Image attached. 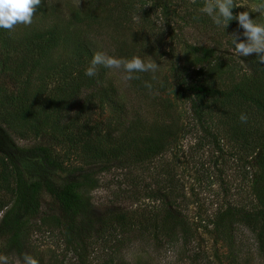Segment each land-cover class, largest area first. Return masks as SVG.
Masks as SVG:
<instances>
[{
	"label": "trees",
	"instance_id": "16d2710c",
	"mask_svg": "<svg viewBox=\"0 0 264 264\" xmlns=\"http://www.w3.org/2000/svg\"><path fill=\"white\" fill-rule=\"evenodd\" d=\"M84 1L85 4L89 2ZM93 1L90 4L111 6L115 26L132 22L134 16H139L143 24L147 22L145 11L137 7L135 0ZM145 1L160 5L166 19L165 28L170 31L167 23L170 1ZM42 9L38 6L36 11L39 13ZM51 15L53 18V12ZM85 35L81 31L62 32L53 24L41 22L25 26L14 35L0 29V72L16 83L13 91H0V188L8 193L6 202L0 198V243L3 244L0 255L14 250L21 260L25 252L32 256L29 237L34 229H56L73 264H92L96 254L94 244H117L120 242L117 234L124 230L142 231L153 240L164 238L166 242L176 237L185 242L190 237L185 218L170 200L166 205L159 200L161 204L150 211L152 213L135 216L113 210L92 217L88 195L96 185V169L109 172L115 167L126 172L127 179L132 180L131 168L142 166L169 147L172 149L185 130L176 118L167 117L147 131L142 130L141 119L135 115L127 123L122 121L120 116L125 114L114 98L116 91L103 84L106 68L97 66L95 76L85 75L96 54ZM58 48H63L65 53L52 62L50 56ZM188 49L191 59L182 64L170 60L169 71L176 97L189 103L191 119L210 141L217 158L223 155L220 134L234 147L233 157L246 171V183L255 204L246 211L224 200L209 218L195 226L211 238L212 256L221 264L219 247L226 249L229 260L234 256L231 231L235 222L254 233L259 225L261 228L254 240L257 250L264 251V125L258 123V120L264 121V64L258 63L249 75H242L228 90H220L204 80L196 81L218 66L213 50L195 46ZM195 99L231 102L234 108L228 115L223 110L217 111L218 120L213 125L208 123L209 111ZM106 109L109 113L103 117ZM241 114L247 116L246 123L241 122ZM45 134L56 146L65 148L75 164L64 165L52 147L34 144L19 148L9 139L13 135L21 141L35 140ZM17 152L38 162L48 172L73 177L67 182L52 181L47 176L28 180L16 158ZM132 182L137 183L136 178ZM222 192L225 196L224 188ZM44 196L54 207L46 213L40 212ZM35 218L37 221L33 223ZM83 220L87 222L84 229ZM62 263L58 260V264Z\"/></svg>",
	"mask_w": 264,
	"mask_h": 264
},
{
	"label": "rangeland",
	"instance_id": "374dc122",
	"mask_svg": "<svg viewBox=\"0 0 264 264\" xmlns=\"http://www.w3.org/2000/svg\"><path fill=\"white\" fill-rule=\"evenodd\" d=\"M169 1L167 11L170 15L167 23L170 31L165 28L166 19L160 5L145 0H135L137 7L142 8L147 15L145 24L133 19L132 22L115 26L112 21L115 14L111 6L97 2L90 4L93 0H89L88 4L84 0H41L40 6L43 9L39 13L36 11L33 16L32 24H53L55 29L62 32L81 31L86 34L84 37L91 43L90 47L95 53L128 60L138 56L145 62L149 58L155 61L159 65L154 74L156 79L152 78L151 72H137L132 75L138 78L125 80L126 73L123 70L106 68L103 84L116 91L114 98L121 104L125 115L116 114L121 115V120L126 123L131 120L132 115L140 118L143 131L158 126L167 117L176 118L178 125L185 130L172 149L169 147L160 156L130 169L132 180L136 178L137 183L127 179L126 172L115 167L110 168L109 172L96 169V185L89 192L88 198L92 217L102 216L113 210L138 216L157 209L161 204L159 200L163 205L170 200L169 203L172 206L175 204L185 218L190 237L185 242L180 241L179 237L166 242L164 238L153 240L142 231L124 230L117 234L120 240L117 244H94L96 254L92 264H217L212 256L211 238L202 229L196 230L195 226L199 221L209 218L224 200L246 211H250L252 205H255L246 183V171L233 157L234 147L220 134L219 144L223 155L220 159L217 158L212 144L191 119L189 103L176 97L169 67L170 60L182 64L191 59L189 46L211 49L219 64L209 71L208 77L198 78L196 81L204 80L214 88L228 90L238 83L242 75H249L254 70L258 63L253 61H256L257 56L252 54L240 58L233 54L231 34L242 33L243 29L238 27L236 20L231 21L226 29L215 25L211 17L201 11L205 0ZM258 2L259 0H234L237 7L233 8V15L248 11L251 19L264 24V15L255 12L253 8ZM23 27L25 26L17 25L10 32L13 35L20 33ZM63 53V48L55 49L50 60H57ZM146 84H151V88L146 87ZM15 86L13 80L0 72V91L9 93ZM195 100L202 102L203 109L209 111L211 119L208 123L213 125L218 120L217 111L223 110L228 115L232 113L230 109L234 108L231 102ZM219 104L222 105L221 109ZM108 113L106 109L103 117ZM258 123L264 125L262 120H258ZM212 129L216 130L214 126ZM217 129L220 130V127ZM9 139L19 148L34 144L52 147L64 165L75 164L72 155L65 148L56 146L54 140L46 134L35 140L21 141L13 135ZM16 158L28 180L47 176L52 181L67 182L73 177L48 172L38 162L22 157L19 152L16 153ZM223 188L226 190L225 196ZM0 198L3 202L8 200V193H5L4 188H0ZM41 202L40 212L46 213L54 209L47 197L44 196ZM1 216L0 213V220ZM36 221V218L32 220L33 223ZM81 223L84 229L87 222L83 220ZM256 226L255 233L261 228ZM231 232L234 256L229 260L226 249L219 247L221 264H264V251L257 250L254 232L240 222L233 224ZM29 240L33 250L32 257L39 264H58V260L62 264H73L72 256L66 254L63 239L56 229H34ZM29 253L25 252L27 255ZM3 256L8 258V264H16L18 259L14 250Z\"/></svg>",
	"mask_w": 264,
	"mask_h": 264
},
{
	"label": "clouds",
	"instance_id": "9594fccd",
	"mask_svg": "<svg viewBox=\"0 0 264 264\" xmlns=\"http://www.w3.org/2000/svg\"><path fill=\"white\" fill-rule=\"evenodd\" d=\"M40 5L41 0H0V29L12 31L17 25L30 26L36 9ZM236 7L234 0H205L201 11L211 17L215 25L223 26L225 29L231 21L236 20L238 27L243 29V32H233L231 34L234 45L233 54L240 58L256 54L257 59L253 63L264 64V24L256 23L251 19L248 11L239 12L234 16L232 10ZM253 8L255 12L264 15V0H259L258 3L253 5ZM139 18V16L133 17L134 20ZM241 36L243 39H241ZM97 66L123 70L126 73L125 80L138 78L132 75L137 72H151L153 73L152 78L156 79L154 74L159 67L150 58L145 62L138 56L128 60L97 52L93 56L91 66L87 68L85 75L95 76ZM146 87L151 88V84H146ZM240 120L242 123H246L247 116L241 114ZM0 264H8V258L0 255ZM16 264H39V262L32 256L25 254L22 260L17 259Z\"/></svg>",
	"mask_w": 264,
	"mask_h": 264
}]
</instances>
